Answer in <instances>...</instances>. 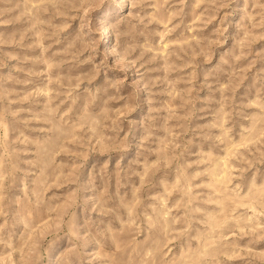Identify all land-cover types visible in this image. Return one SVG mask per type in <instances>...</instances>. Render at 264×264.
Here are the masks:
<instances>
[{
	"label": "rangeland",
	"instance_id": "374dc122",
	"mask_svg": "<svg viewBox=\"0 0 264 264\" xmlns=\"http://www.w3.org/2000/svg\"><path fill=\"white\" fill-rule=\"evenodd\" d=\"M0 264H264V0H0Z\"/></svg>",
	"mask_w": 264,
	"mask_h": 264
}]
</instances>
